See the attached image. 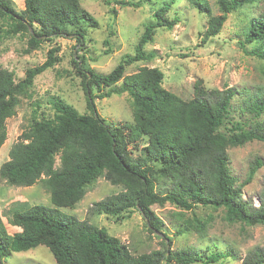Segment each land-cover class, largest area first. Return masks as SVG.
Wrapping results in <instances>:
<instances>
[{
	"label": "trees",
	"instance_id": "trees-1",
	"mask_svg": "<svg viewBox=\"0 0 264 264\" xmlns=\"http://www.w3.org/2000/svg\"><path fill=\"white\" fill-rule=\"evenodd\" d=\"M254 1L217 0L219 13L214 15L210 14L206 0H191L209 16L201 43L218 34L232 10ZM23 3V10L17 11L11 0H0V23L5 24L0 39L26 33L29 50L36 49L44 40L66 35L70 26L97 25L95 17L79 0H23ZM113 3L138 5L126 0H113ZM169 6L162 4L154 11V21L144 27L134 53L121 59L110 72L98 73L87 66L83 68V60L80 65L74 61L85 92L87 112L80 113L69 103L55 100L53 116L34 119L9 149L8 159L0 165V177L16 186L43 181L50 205L19 203L12 207L8 224L20 228L14 233L8 232L0 215V264L13 251L37 245H45L57 264L217 261L216 254L202 256L190 249L172 252L166 246V249L132 254L104 228L62 210L81 200L85 185L99 176L121 189L94 202L93 210L116 218L137 210L157 230L163 221L151 206L166 202L186 210L198 205L223 207L228 221L264 224V195L257 207L241 195V187L251 181L262 162L256 158L245 180L236 185L229 171L227 153L230 146L252 140L264 142V87L250 93L244 104L247 111L263 117L249 128L235 123L225 132L220 128L228 118L237 92L234 88L206 89L199 79L194 82L192 97L183 99L162 86L163 72L157 67L142 66L125 75L128 65L155 56L153 51L145 50L155 29H170L178 21L175 16L167 17ZM73 34L82 44L86 28L76 29ZM263 40L264 8L250 20L240 44L254 43L253 54L264 58ZM58 49L50 48L46 59L27 68L17 81L10 70L0 68V147L6 138V118L14 113L19 96L27 94L35 77L58 61L55 54ZM119 81L121 86L116 88L114 85ZM103 87L110 88L101 93ZM123 92L131 99L133 119L112 127L98 115L95 98ZM165 238L167 242L163 243L167 245L170 238ZM240 264H264V244L250 250Z\"/></svg>",
	"mask_w": 264,
	"mask_h": 264
},
{
	"label": "rangeland",
	"instance_id": "rangeland-1",
	"mask_svg": "<svg viewBox=\"0 0 264 264\" xmlns=\"http://www.w3.org/2000/svg\"><path fill=\"white\" fill-rule=\"evenodd\" d=\"M11 1L17 11L23 10V0ZM79 1L95 17L96 27L70 26L66 35L44 40L31 50L27 49L26 33L2 36L0 39V68L10 70L16 81L24 76L27 68L41 64L50 48L59 47L55 52L58 61L35 77L31 89L19 96L14 113L6 118V138L0 147V165L8 159L9 149L34 119L53 116L55 100L69 103L80 113L88 111L74 61L80 65V60H83V68L87 66L98 73L110 72L121 59L134 53L144 27L154 21V11L167 3L170 5L167 17L175 16L178 21L170 29H155L151 41L145 45V50L153 51L155 56L128 65L125 75L136 72L142 66L157 67L163 72L162 86L183 99L192 97L194 82L199 79L206 89L234 88L237 92L231 101L228 118L220 128L225 132L235 123L249 128L263 117L247 111L244 104L250 93L264 87V58L253 54L256 49L254 43H240L250 20L263 10L264 0L232 10L218 34L204 44L201 43V34L209 16L198 10L191 0H126L137 3V6L115 4L113 0L109 4L105 0ZM206 1L210 14H218L217 0ZM82 27L86 28V34L81 44L73 33ZM2 28H5L4 23H0V32ZM114 86L119 88L121 81ZM109 88L103 87L101 93ZM95 107L98 115L112 127L132 122L133 107L127 92L95 98ZM144 142L141 141L142 144ZM227 153L229 171L236 185L245 180L249 166L256 158L262 162L251 181L241 187L242 198L255 207L259 206L264 195V142L252 140L243 145L230 146ZM134 154H138L137 150ZM57 163L58 155L55 157ZM120 189L99 176L85 185L81 200L72 208L62 210L104 228L125 244L132 254L169 248L172 252L190 249L202 256L216 254L218 258L215 262L194 261L190 264H240L250 250L264 244V224L228 221L223 207L198 205L186 210L168 202L154 204L151 206L153 212L163 221V226L157 231L148 227L137 210L116 218L92 209L94 202ZM19 203L26 206L50 205L43 181L39 180L31 186H16L0 177V215L9 233L20 231L19 227L8 224L12 207ZM165 236L170 238L167 245L163 243L167 242ZM4 264L57 263L45 245H37L13 251L4 259ZM167 264L179 263L171 261Z\"/></svg>",
	"mask_w": 264,
	"mask_h": 264
},
{
	"label": "water",
	"instance_id": "water-1",
	"mask_svg": "<svg viewBox=\"0 0 264 264\" xmlns=\"http://www.w3.org/2000/svg\"><path fill=\"white\" fill-rule=\"evenodd\" d=\"M29 29L32 31V29H31L30 27H29ZM141 214H142V216L145 218V220H146V222H147V224H148V227L151 228V229L154 230V231H157V229H155L154 227H152V226L150 225V223L148 222V220H147V218L145 217L144 213L141 212Z\"/></svg>",
	"mask_w": 264,
	"mask_h": 264
}]
</instances>
